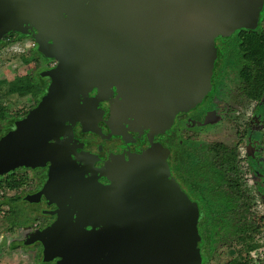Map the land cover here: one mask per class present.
Listing matches in <instances>:
<instances>
[{
	"label": "flooded vegetation",
	"instance_id": "obj_1",
	"mask_svg": "<svg viewBox=\"0 0 264 264\" xmlns=\"http://www.w3.org/2000/svg\"><path fill=\"white\" fill-rule=\"evenodd\" d=\"M91 2L85 0V6L88 7ZM250 3L252 0H231L232 6L224 10L225 14L228 12L225 17L217 13L219 17L214 20L217 24L212 22L198 39L195 38L196 45L192 49L195 51V60L190 71L184 61L151 65L138 61V58L133 63L121 62L125 65L123 70L118 61L121 57L119 50L112 53L110 58L116 61L102 63V70L99 71L101 78L96 82L94 80L93 86L79 96L75 115L80 118L66 123L68 133L59 141L77 167L79 179L74 186L80 188L85 184L101 188L109 186L113 178L109 168L117 159L129 160L146 154L151 161L163 167L161 159L165 158L168 180L178 185L192 206L197 208L199 219L196 228L200 238L197 253L201 264H264V117L260 121L262 128L257 130L250 128L251 117L247 115L246 106L243 105L239 112L236 109V103L243 100L244 103H254L253 113L264 112V89L260 99L247 96L246 78L241 74L244 68L242 58L246 57L241 49L243 41L249 42L250 35L255 33L264 38V1L259 24L247 16L251 13L245 8ZM243 8L248 27L238 31L236 42L221 36L222 47L218 42L216 53L210 57L211 72L204 73L206 56L202 38L211 35L221 24L244 11ZM201 10L202 7L197 12L199 18ZM65 19H68L67 15ZM24 28L27 34L10 32L2 38L0 53L4 52L5 55L6 51L10 53L12 49L18 56L25 68V75L13 81L6 80L22 87L29 85L34 96L24 98L28 101L24 110L16 109L13 105L8 107L0 96V109H3L4 114L0 120V130L6 129V132L14 129V123L39 104L51 83L42 74L59 65L58 60L46 58L38 52L34 38L38 34L37 29L32 25H25ZM117 32L110 31L113 36L119 35ZM230 42H233L234 47L230 46ZM224 55L236 64L239 81L233 89L235 92L230 89L233 93L226 94V104L219 99L221 80L218 69ZM165 75L168 81L170 77L180 78L177 80L179 90H185L188 79H196L197 88L185 91L183 95L176 91L175 95L180 97L173 109L159 110L153 120L145 122L143 107L162 105L155 99L158 95H149L147 98L146 94L136 99L138 94L130 95L124 85L155 84V77ZM8 95L22 100L16 94ZM220 104L227 107L228 115H232L231 131L234 132L237 127L234 134L237 143H225L223 140H212L210 144L200 142L202 136L191 127L189 129L187 123L196 119L191 125L195 127V123L205 122L207 114L211 117L218 115L219 109L223 108ZM154 111H149L151 116L155 114ZM155 117L160 118L159 122H155ZM217 130L211 137L224 135ZM225 153L229 154L228 159L221 157ZM50 166L49 162L45 167L36 169L22 167L0 177V260L17 257L20 262L23 259L27 264H57L58 259L42 262L43 246L37 241V235L58 220L61 209L57 197L52 198L42 192L49 179ZM66 196L61 204L66 203V207L73 211L78 200L72 194Z\"/></svg>",
	"mask_w": 264,
	"mask_h": 264
},
{
	"label": "water",
	"instance_id": "obj_2",
	"mask_svg": "<svg viewBox=\"0 0 264 264\" xmlns=\"http://www.w3.org/2000/svg\"><path fill=\"white\" fill-rule=\"evenodd\" d=\"M84 1L0 0V42L10 32L27 34L25 25H32L38 31V52L59 61L42 74L51 83L39 104L0 137V177L51 163L42 192L57 197L61 209L58 220L37 235L43 263L58 259L57 264H201L197 208L168 180L165 158L163 167L146 154L117 159L109 168V186L80 188L74 186L77 167L59 141L68 133L66 123L80 118L75 115L79 96L101 78L102 63L116 61L112 53L119 50L120 63H133L135 58L151 65L184 61L190 71L195 38L217 24L218 12L225 17L231 0H92L88 7ZM112 30L119 35H111ZM203 46V71L208 73L215 51L204 41ZM165 76L155 77V84L124 85L130 95L138 94L136 99L158 95L155 99L162 105L143 107L145 122L159 110L173 109L180 97L176 91L183 95L197 88L196 79H188L185 90H179L180 78L168 81ZM67 194L78 200L73 211L61 204Z\"/></svg>",
	"mask_w": 264,
	"mask_h": 264
},
{
	"label": "rangeland",
	"instance_id": "obj_3",
	"mask_svg": "<svg viewBox=\"0 0 264 264\" xmlns=\"http://www.w3.org/2000/svg\"><path fill=\"white\" fill-rule=\"evenodd\" d=\"M264 0H252V3L249 4V6L245 9L251 13V15H247L251 21L255 22V24H259L260 19V10L262 8ZM244 10V8H243ZM247 18L246 13L244 11H240L239 13L235 14L234 17L230 20H228L226 23H223L214 31L211 35L205 36L202 38V41L209 44L210 48L213 49L216 53V44L219 42V45L222 47V37L226 36L229 37L231 40H234L235 42L238 31L241 29L247 28ZM220 36V37H219ZM219 37V38H217ZM217 38V39H216ZM222 39V40H221ZM230 46L234 47L233 42H230ZM9 49V48H8ZM11 54V55H10ZM10 55V56H9ZM225 56V55H224ZM7 57V58H6ZM10 57V59L8 58ZM217 58V57H216ZM215 58V60H216ZM214 64V63H213ZM220 64V62H219ZM236 64L232 62L227 56L222 58V63L219 66L218 73H219V99L224 102L225 104L228 103V98L226 94H231L235 92L233 89L237 87L238 84V71L235 69ZM25 75V68L22 67L20 61L18 60V56H15L12 49L10 50V53L6 51V54L4 55V52L0 53V78L4 77L8 81H13L18 76ZM230 89L233 90V92L230 91ZM7 88H3L0 91V96H2L4 102L8 107L13 105L14 108L24 110L23 107L28 105V101L26 99L20 100L17 96H10L6 94ZM240 100L239 103H236V109L238 112L240 111V108L242 110V106L245 105V109L247 110V115H250V128H256L259 130L262 128V124L260 121L264 117V112H261V114H255L253 113V102H246ZM25 105V106H24ZM221 105V104H220ZM219 109L218 115H213L212 117L210 115H206L207 119L204 123H195V127L191 126L194 124L195 120L187 123V126L189 129H193L199 133V135L202 136V139H200V142H203L205 144H210V142L218 141L230 144L237 143L236 136L234 137V134L236 133V128H234V132L231 131L232 128V122H230V119H232V115H228L227 113V107L224 105H221ZM237 116V113L235 114ZM247 118V117H246ZM191 127V128H190ZM217 128L224 133V137L220 134L215 135L211 137L214 132H217ZM207 137V138H205ZM251 139V137H249ZM211 141H210V140ZM249 139V140H250ZM199 141V140H198ZM254 141V140H253ZM258 141V140H256ZM196 220L199 219V214L195 213ZM2 249V248H1ZM0 249V251H1ZM7 251V250H6ZM8 252V251H7ZM21 260V258H19ZM18 260L17 257H13L12 259H3L0 260V264H27L25 260H21V262Z\"/></svg>",
	"mask_w": 264,
	"mask_h": 264
},
{
	"label": "trees",
	"instance_id": "obj_4",
	"mask_svg": "<svg viewBox=\"0 0 264 264\" xmlns=\"http://www.w3.org/2000/svg\"><path fill=\"white\" fill-rule=\"evenodd\" d=\"M241 49L246 54V57L242 58L244 68L241 72L247 83L245 93L251 98L260 99L264 89V38L262 39L257 33L251 34L250 41L246 43L243 41ZM5 87L8 88L6 94H16L22 99L34 96L29 85L22 87L18 83H9L6 78L2 77L0 78V91ZM3 115V109H0V120L4 118ZM6 131V129L0 130V137ZM221 157L228 159L229 154L225 153ZM251 249H253V246Z\"/></svg>",
	"mask_w": 264,
	"mask_h": 264
}]
</instances>
